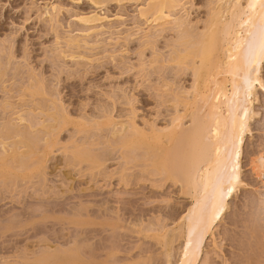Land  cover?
<instances>
[{
  "label": "rangeland",
  "instance_id": "374dc122",
  "mask_svg": "<svg viewBox=\"0 0 264 264\" xmlns=\"http://www.w3.org/2000/svg\"><path fill=\"white\" fill-rule=\"evenodd\" d=\"M186 1L191 21L202 27L216 0ZM141 3L0 0V76L5 75L0 77V123L19 124L18 112L24 114L28 123L20 125L37 153L11 163L7 177L0 169V264L178 262L183 243L178 227L192 200L156 168L153 153L126 148L124 139L132 122L148 131L152 124L169 127L178 111L184 114L181 103L176 108L172 101L185 97L193 78L168 62L177 38L171 28L155 47L147 46ZM93 12L113 21L87 35L76 18ZM69 37L85 43L72 49ZM157 56L160 61L152 64ZM41 80L50 95L34 98L30 90ZM36 105H44L46 114L58 105L69 125L51 135L41 125L54 121ZM191 121L185 119L184 128ZM260 128L258 120L244 147L243 179L249 187L231 201L215 239L205 240L200 264H264V216L254 209L260 181L250 167L264 147Z\"/></svg>",
  "mask_w": 264,
  "mask_h": 264
},
{
  "label": "bare ground",
  "instance_id": "6f19581e",
  "mask_svg": "<svg viewBox=\"0 0 264 264\" xmlns=\"http://www.w3.org/2000/svg\"><path fill=\"white\" fill-rule=\"evenodd\" d=\"M90 1L96 6H103L110 2L117 4L142 2L139 8V17L143 21V25L147 27L143 31L147 46L150 45L152 48L156 46L157 39L170 28L177 34V38H174L175 42L171 44L174 46L173 56L171 55L172 58L168 59V62L176 65L177 67H174L178 68L182 74L190 72L193 78L191 89L182 91L185 97L182 99L181 95L179 97L177 95L176 99L172 101L176 108L181 103L184 107V114L178 111V115L176 118L173 116L172 119H175L171 121L169 127L159 128L152 124L148 131L142 130L135 122H132L129 127L125 128V131L129 130L130 133L125 135L124 147L145 148L146 153H153L155 156L153 163L156 168L163 171L168 180L180 184L182 193L191 198L192 204L187 210L188 213L181 219V224L178 227L183 243L176 264H200L201 259L204 261L201 256L205 251V247H203L205 240L208 237L215 239V230L227 215L231 201L242 188L249 187V184H246L243 179V153L247 137H254L253 125L258 120L261 122L259 131L264 135V100L261 97V94L264 97V0L210 1V13L208 18H205L202 27H199V23L193 24L191 21L186 0ZM52 8L53 12H56L55 14L60 13L58 8ZM53 14L47 12V15ZM122 18L121 16L117 17L119 20ZM76 19L86 28L83 32H86L87 35L105 29L106 24L113 21L108 16L100 15L97 12L78 16ZM140 30L142 29L140 28ZM82 42L85 43L84 39L80 41L78 37H69L67 45L72 49H81ZM70 56L72 55L70 54ZM158 56L155 62L151 61L152 64H157L160 61ZM9 62L11 63V61ZM4 76L2 73L0 77L3 79ZM47 85L41 80L32 88L30 87L31 96L35 98L50 95ZM169 86L167 84L165 88ZM6 106L7 104H5ZM43 106L40 108L38 106L41 114L52 118L54 122H51L53 124L50 126H46L43 121L42 125H37L48 129L51 135L69 125L67 124L70 123L68 117L60 114L58 105L55 109L51 108L54 110L53 112L47 111V114L43 110L45 109ZM18 113L20 123H28L24 114ZM36 116L39 115L36 114ZM187 118L192 120L191 127L184 128L183 122ZM15 121L6 120V122L2 121L4 124L0 123L2 177L12 174L10 165L15 164L18 159L29 160L30 156L33 157V153L37 154L35 153V144L31 142L29 136L27 137L20 123H15ZM35 127L30 125V128ZM121 127L119 130L123 128ZM86 144L88 145V143ZM90 144L92 145V143ZM85 148L87 149V147ZM99 162L101 163V161ZM250 167L260 181V185L256 188L259 197L254 209L258 215L264 216V147L261 152L252 157ZM168 264H172V262Z\"/></svg>",
  "mask_w": 264,
  "mask_h": 264
}]
</instances>
